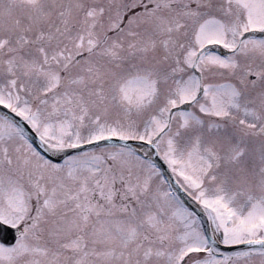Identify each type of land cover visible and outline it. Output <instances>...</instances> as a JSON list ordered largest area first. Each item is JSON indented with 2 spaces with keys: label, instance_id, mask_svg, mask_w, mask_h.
Returning <instances> with one entry per match:
<instances>
[{
  "label": "snow or ice",
  "instance_id": "1",
  "mask_svg": "<svg viewBox=\"0 0 264 264\" xmlns=\"http://www.w3.org/2000/svg\"><path fill=\"white\" fill-rule=\"evenodd\" d=\"M0 264H264V0H0Z\"/></svg>",
  "mask_w": 264,
  "mask_h": 264
}]
</instances>
